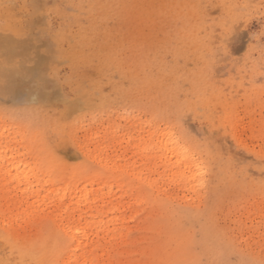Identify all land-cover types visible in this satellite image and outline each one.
Instances as JSON below:
<instances>
[{
    "label": "rangeland",
    "instance_id": "obj_1",
    "mask_svg": "<svg viewBox=\"0 0 264 264\" xmlns=\"http://www.w3.org/2000/svg\"><path fill=\"white\" fill-rule=\"evenodd\" d=\"M0 264H264V0H0Z\"/></svg>",
    "mask_w": 264,
    "mask_h": 264
},
{
    "label": "bare ground",
    "instance_id": "obj_2",
    "mask_svg": "<svg viewBox=\"0 0 264 264\" xmlns=\"http://www.w3.org/2000/svg\"><path fill=\"white\" fill-rule=\"evenodd\" d=\"M175 144H177L176 141L175 142H172V146L173 147L175 146ZM183 155H186V151L185 150H181L180 157L178 158L179 161H180V159L184 158ZM190 177H191V180H190L191 182L196 181V179L198 177V175L196 174V171H194L193 174Z\"/></svg>",
    "mask_w": 264,
    "mask_h": 264
}]
</instances>
